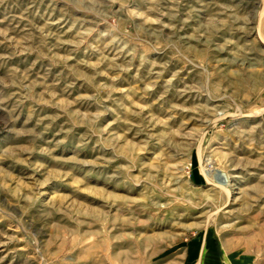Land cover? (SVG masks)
<instances>
[{
	"label": "rangeland",
	"instance_id": "obj_1",
	"mask_svg": "<svg viewBox=\"0 0 264 264\" xmlns=\"http://www.w3.org/2000/svg\"><path fill=\"white\" fill-rule=\"evenodd\" d=\"M220 263L264 264V0H0V264Z\"/></svg>",
	"mask_w": 264,
	"mask_h": 264
},
{
	"label": "bare ground",
	"instance_id": "obj_2",
	"mask_svg": "<svg viewBox=\"0 0 264 264\" xmlns=\"http://www.w3.org/2000/svg\"><path fill=\"white\" fill-rule=\"evenodd\" d=\"M210 170L211 168L209 169V171H207V173H210ZM213 177L219 185L224 186L227 184V178L225 175H223V172L217 171L213 174Z\"/></svg>",
	"mask_w": 264,
	"mask_h": 264
},
{
	"label": "crops",
	"instance_id": "obj_3",
	"mask_svg": "<svg viewBox=\"0 0 264 264\" xmlns=\"http://www.w3.org/2000/svg\"><path fill=\"white\" fill-rule=\"evenodd\" d=\"M245 258V257H244ZM221 264V263H220Z\"/></svg>",
	"mask_w": 264,
	"mask_h": 264
}]
</instances>
